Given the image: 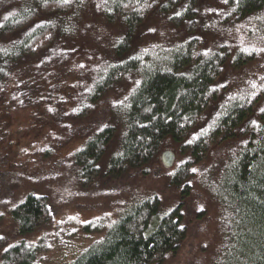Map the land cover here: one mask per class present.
Segmentation results:
<instances>
[{
  "label": "trees",
  "instance_id": "1",
  "mask_svg": "<svg viewBox=\"0 0 264 264\" xmlns=\"http://www.w3.org/2000/svg\"><path fill=\"white\" fill-rule=\"evenodd\" d=\"M258 62L253 83L219 87L226 68ZM110 94L106 123L72 151L71 171L57 181L85 190L163 166L169 144L176 163L166 181L177 203L159 215L155 190L132 197L106 227L83 228L98 237L66 264H163L187 238L193 169L239 138L207 192L224 221L216 264H264V0H0V122L23 114L62 131L58 124L84 123ZM13 157L4 205L18 241L2 250L0 238V264H38L44 242L28 240L52 223L50 197L21 189L35 174L18 173L26 154Z\"/></svg>",
  "mask_w": 264,
  "mask_h": 264
},
{
  "label": "rangeland",
  "instance_id": "2",
  "mask_svg": "<svg viewBox=\"0 0 264 264\" xmlns=\"http://www.w3.org/2000/svg\"><path fill=\"white\" fill-rule=\"evenodd\" d=\"M261 66L262 63L258 62L237 72L226 68L218 85L224 92L239 90L261 77ZM116 95L110 94L101 101L93 116L84 123L69 124L66 127L58 124L62 131L53 129L51 123L43 118H39L40 124L31 125L29 118L23 114H17L14 119L2 116L0 135L5 134L0 139V238L4 241L2 250L18 241L9 225L7 207L4 205L10 200L16 177V172L10 169V161H15L12 158L15 155L19 157L26 154L21 159L25 166L18 173L23 172L27 176L35 174L33 177H38H28V183L21 185V189L46 191L52 206L53 219L50 226L38 231L28 240V243L34 244L38 241L44 242L38 264L68 263L76 253L98 237V234L86 233L83 228L88 225L92 228L106 227L116 220L128 203L133 202L132 197L155 190L162 201L159 215L176 205V190L166 181L167 175L175 167V158L169 168L153 164L151 168L132 172L114 182L108 183L99 179L85 190L77 188V181L71 188L62 186L60 180L57 181L61 174L66 175L67 171H71L72 164L68 159L72 151L79 148L85 138L106 123L110 105L116 101ZM9 143H12L15 155H10L9 148L5 147ZM62 143L65 145L61 146ZM241 145L242 138L226 142L211 152L208 161L195 168L190 180L192 190L183 207L184 221L188 228L187 238L178 251L168 255L163 264L217 263L222 247L224 221L218 206L207 192L216 190L222 177L220 171L236 155ZM163 152L174 154L175 150L166 144Z\"/></svg>",
  "mask_w": 264,
  "mask_h": 264
},
{
  "label": "water",
  "instance_id": "3",
  "mask_svg": "<svg viewBox=\"0 0 264 264\" xmlns=\"http://www.w3.org/2000/svg\"><path fill=\"white\" fill-rule=\"evenodd\" d=\"M174 154L171 152H163L161 155V161L164 167L169 168L172 166V163L174 161Z\"/></svg>",
  "mask_w": 264,
  "mask_h": 264
},
{
  "label": "bare ground",
  "instance_id": "4",
  "mask_svg": "<svg viewBox=\"0 0 264 264\" xmlns=\"http://www.w3.org/2000/svg\"><path fill=\"white\" fill-rule=\"evenodd\" d=\"M163 153V152H162ZM162 155V154H161ZM160 159H161V156H160Z\"/></svg>",
  "mask_w": 264,
  "mask_h": 264
},
{
  "label": "snow or ice",
  "instance_id": "5",
  "mask_svg": "<svg viewBox=\"0 0 264 264\" xmlns=\"http://www.w3.org/2000/svg\"><path fill=\"white\" fill-rule=\"evenodd\" d=\"M193 171H195V169H193Z\"/></svg>",
  "mask_w": 264,
  "mask_h": 264
}]
</instances>
